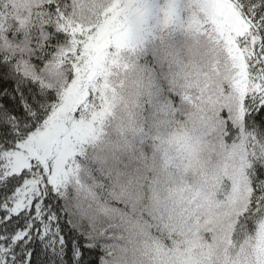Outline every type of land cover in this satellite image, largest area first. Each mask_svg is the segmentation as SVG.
<instances>
[{"label": "clouds", "instance_id": "9594fccd", "mask_svg": "<svg viewBox=\"0 0 264 264\" xmlns=\"http://www.w3.org/2000/svg\"><path fill=\"white\" fill-rule=\"evenodd\" d=\"M52 5L60 22L107 37L91 81L95 111L103 115L88 140L101 138L111 118L118 135L105 147L117 160L131 152L148 84L125 53L141 51L146 40L158 41L166 78L187 107L183 119L169 115L154 136L171 181L153 194L158 227H131L126 264H264V178L255 172L264 166V140L213 142L192 121L235 94L236 68L210 0H160L155 12L153 0H0V59L40 55L38 42L7 33L56 26ZM36 71L58 91L70 69L53 54ZM126 183L135 186L134 171Z\"/></svg>", "mask_w": 264, "mask_h": 264}, {"label": "trees", "instance_id": "16d2710c", "mask_svg": "<svg viewBox=\"0 0 264 264\" xmlns=\"http://www.w3.org/2000/svg\"><path fill=\"white\" fill-rule=\"evenodd\" d=\"M51 10H55V5ZM7 34L20 43L38 42L40 55L36 59L45 65L67 39L54 24L44 28L37 26L27 33L10 30ZM175 38L179 39L180 33H175ZM125 56L134 62L137 78L148 84L142 127L132 139L131 152L121 154L117 160L116 150L109 151L105 147L118 135L111 118L105 123L101 138L82 143L80 153L75 155V177L65 186L54 183L46 190L40 212L31 217L34 225L28 223V217L24 221L33 229L29 239L21 245L28 260L39 245L35 256L37 264H126L131 227L134 224L158 227L153 194L155 188L165 184L168 169L154 148V136L163 131L169 115L183 119L187 107L166 78L158 41L146 40L141 51L125 53ZM16 83L0 67V92L7 90L12 96H18ZM0 103L13 101L11 97L7 102L0 97ZM19 110L23 111L22 106ZM262 111L255 99L241 110L238 99L227 95L217 107L194 115L192 121L198 122L213 142L234 141L248 135L264 140V117L257 118ZM74 115L79 118L78 112ZM133 171L135 186L131 187L126 179ZM255 172L258 178H264V166L258 164ZM81 180L83 186L78 184ZM28 260L23 264H28Z\"/></svg>", "mask_w": 264, "mask_h": 264}, {"label": "snow or ice", "instance_id": "6c2138e0", "mask_svg": "<svg viewBox=\"0 0 264 264\" xmlns=\"http://www.w3.org/2000/svg\"><path fill=\"white\" fill-rule=\"evenodd\" d=\"M210 3L232 54L234 96L241 110L252 99L264 109V0ZM55 8L54 22L67 39L53 54L70 69L62 88L53 91L37 73L36 67L43 63L36 57L0 60V67L16 80L18 93L0 92L6 102L9 97L13 101L0 103V264L28 260L21 245L33 229L25 225L26 217L29 224H35L31 217L40 212L46 190L68 172L77 145L89 139L93 121L103 115L95 111L91 81L107 37L103 30L93 33L60 22L59 6ZM77 112L78 119L74 115ZM261 117L264 111L257 118ZM38 253L36 245L28 264H37Z\"/></svg>", "mask_w": 264, "mask_h": 264}, {"label": "rangeland", "instance_id": "374dc122", "mask_svg": "<svg viewBox=\"0 0 264 264\" xmlns=\"http://www.w3.org/2000/svg\"><path fill=\"white\" fill-rule=\"evenodd\" d=\"M159 5H160V0H153V11H158L159 9ZM129 55L131 54H134V53H127ZM94 102L96 103V99L94 98ZM81 146H82V143L77 145L76 147V150L74 151L72 157L70 158V165H69V170L68 172L64 175V177H62L61 179H59L58 181L54 182L56 185H58L59 187L60 186H65L67 184V182L72 178V177H75V169H76V162H75V155L76 154H79L80 151H81ZM164 181L165 183H168L171 181V176H170V173H169V170L168 172H166V175H165V178H164ZM80 186H83L84 185V182L83 180H81L79 183H78ZM63 188V187H61Z\"/></svg>", "mask_w": 264, "mask_h": 264}]
</instances>
